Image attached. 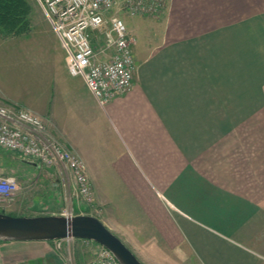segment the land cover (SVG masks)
<instances>
[{"label": "crops", "instance_id": "crops-1", "mask_svg": "<svg viewBox=\"0 0 264 264\" xmlns=\"http://www.w3.org/2000/svg\"><path fill=\"white\" fill-rule=\"evenodd\" d=\"M162 1L145 15L119 13L135 76L106 107L69 72L44 16L55 55L49 73L33 67L30 89L45 86L47 111L17 103L84 160L101 219L144 264H264L261 1L249 16L244 0ZM109 28L91 31L93 46ZM53 243L0 241V264L52 258Z\"/></svg>", "mask_w": 264, "mask_h": 264}, {"label": "rangeland", "instance_id": "rangeland-1", "mask_svg": "<svg viewBox=\"0 0 264 264\" xmlns=\"http://www.w3.org/2000/svg\"><path fill=\"white\" fill-rule=\"evenodd\" d=\"M119 1L122 2L117 0L113 15H119L120 12L133 17L145 15V10L139 14L124 9ZM260 1L262 16H264V0ZM254 8H257L254 0H244L239 10L240 16L251 15L255 12ZM231 14L234 13L231 12ZM113 15L106 16L105 24L109 22L111 25ZM44 16L37 0H0V102L3 103L0 105L18 109L24 107L17 103L22 101L34 107L36 111H47L45 86L43 85L44 89L36 94L30 89L36 77L32 73L37 72V67L41 70L47 67L48 72L55 55L53 44L47 39L48 33L44 28L47 17L44 18ZM110 31L111 28L104 33L105 36H100L101 40L98 36L96 37V33L93 34L96 38L94 48L101 58L107 57L111 47L108 36ZM34 66L35 70L31 72ZM43 74H46L44 70ZM43 120L46 123L45 119ZM47 131L57 142L63 146L66 145L55 130L51 132L47 126ZM65 147L79 156L69 145ZM25 160L33 161L24 158L20 152L0 148V175H15L20 186L14 198L0 201L1 213L18 216L52 214L73 216L85 212L84 214L103 219L106 206L105 203L98 201L88 172L90 195L84 199L77 193L76 179L72 174L68 173V175L56 166L54 168L39 166ZM54 241L55 243L51 245L52 258L48 255L49 251L30 261L22 260L23 264H90L101 246L98 242L89 239L69 238Z\"/></svg>", "mask_w": 264, "mask_h": 264}, {"label": "built area", "instance_id": "built-area-1", "mask_svg": "<svg viewBox=\"0 0 264 264\" xmlns=\"http://www.w3.org/2000/svg\"><path fill=\"white\" fill-rule=\"evenodd\" d=\"M37 1L66 50L69 72L84 79L102 107L131 90L136 68L133 38L123 17H111L108 36L114 52L110 57L101 58L91 38V31L103 27L106 13L115 9L117 0ZM119 2L124 9L139 14L142 10L155 12L163 6L162 0ZM0 148L20 152L24 158L32 159L39 166H56L72 174L76 179L77 193L84 199L90 195L87 168L83 160L57 142L48 133L43 118L31 110L0 105ZM19 190L15 175H0V201L14 198ZM90 264L121 263L108 248L101 245Z\"/></svg>", "mask_w": 264, "mask_h": 264}, {"label": "water", "instance_id": "water-1", "mask_svg": "<svg viewBox=\"0 0 264 264\" xmlns=\"http://www.w3.org/2000/svg\"><path fill=\"white\" fill-rule=\"evenodd\" d=\"M37 165L36 162L25 160ZM89 239L108 248L121 264H143L101 219L90 214L18 216L0 212V241Z\"/></svg>", "mask_w": 264, "mask_h": 264}, {"label": "bare ground", "instance_id": "bare-ground-1", "mask_svg": "<svg viewBox=\"0 0 264 264\" xmlns=\"http://www.w3.org/2000/svg\"><path fill=\"white\" fill-rule=\"evenodd\" d=\"M48 167V166H47ZM52 167V166H51Z\"/></svg>", "mask_w": 264, "mask_h": 264}]
</instances>
